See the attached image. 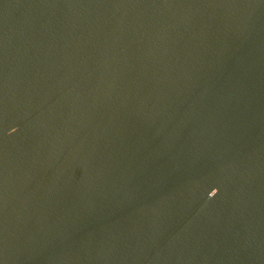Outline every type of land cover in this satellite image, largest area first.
<instances>
[{
	"label": "water",
	"instance_id": "1",
	"mask_svg": "<svg viewBox=\"0 0 264 264\" xmlns=\"http://www.w3.org/2000/svg\"><path fill=\"white\" fill-rule=\"evenodd\" d=\"M0 264H264V0H0Z\"/></svg>",
	"mask_w": 264,
	"mask_h": 264
}]
</instances>
